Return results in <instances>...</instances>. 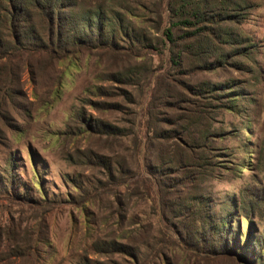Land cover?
<instances>
[{
    "label": "rangeland",
    "instance_id": "rangeland-1",
    "mask_svg": "<svg viewBox=\"0 0 264 264\" xmlns=\"http://www.w3.org/2000/svg\"><path fill=\"white\" fill-rule=\"evenodd\" d=\"M166 2L109 0L113 44L82 48L53 70L44 59L32 72L26 57L17 61L10 86L20 93L0 94V264H242L220 255L208 233L196 249L169 218L163 188L170 197L186 174L176 166L182 138L198 164L212 152L188 196L210 198L215 222L240 226L249 255L245 192L260 201L252 221L264 236V0H248L247 17L229 26L251 40L249 56L210 71L202 62L217 61L212 50L200 62L183 53L175 28L177 43L166 41ZM214 85L227 89L197 93ZM206 129L214 137L204 143Z\"/></svg>",
    "mask_w": 264,
    "mask_h": 264
},
{
    "label": "trees",
    "instance_id": "trees-1",
    "mask_svg": "<svg viewBox=\"0 0 264 264\" xmlns=\"http://www.w3.org/2000/svg\"><path fill=\"white\" fill-rule=\"evenodd\" d=\"M108 1L0 0V64H4L0 66V94L10 90L9 97L13 101L14 93H20L11 89L13 87L10 86V82L17 75L16 63L21 58L26 57L25 65L29 72L36 68L34 59H44L46 67L53 70L64 59L82 48L89 50L96 43L113 44L118 26L113 18L108 16L111 11V8L105 7ZM249 8L248 0H167L166 12L170 22L165 32L166 41L176 44V32L173 29L181 31L183 36L179 41L182 43L183 53L195 56L199 62L206 57L209 59L215 56L217 59L215 63L202 62L203 70H215L220 63H226L229 59L249 56V51L253 47L251 40L248 37L241 38L229 29L231 24L237 25L244 21L247 17L245 12ZM237 45L239 46L235 47ZM223 47L233 48L232 54L226 53ZM210 50L214 52V56L213 54L207 56ZM182 51L176 55L177 61H180ZM173 63L178 64L174 60ZM226 87L227 85H214L205 89L200 88L201 92L197 93H225ZM231 93L233 97H236L241 92ZM229 101L234 102L235 99ZM234 107L232 106L230 110H234ZM88 123L91 128H96L91 121ZM101 128L102 131L104 129L112 131L111 133L118 130L110 125L102 124ZM185 129L186 138L194 140L189 127ZM167 132L168 134L176 133L175 130ZM173 136L164 138L171 140ZM180 137H177V140L181 139ZM213 137V133L207 129L204 130L202 135L204 143L213 140ZM182 141H184L183 146L179 150L181 155H185V159L180 158L176 166L182 170L185 169L186 174L170 184L172 188L170 197L165 193L166 188H163L164 206L169 213V218L177 230L183 232L182 235H187L194 242H198L196 249L202 245L201 240L197 238L198 233H208L212 242L214 238L216 239L219 254L225 259L232 262L241 260L242 264H264V236L256 235L252 221L260 201L250 198L245 192L240 195L241 213H244L249 227L245 241L246 247L250 245L251 249L248 255L240 244V238H242L240 226L236 229L232 228L229 217L215 222L209 212L212 202L210 198L188 196L187 182L192 181L197 186L196 177L207 171L206 167L210 165L208 161L211 159L212 152L210 148L206 150L203 148L204 151L200 157L203 163L198 164L194 160V146L187 145L184 138ZM163 172L162 166L161 173ZM9 178L11 179L8 185L14 189L15 179L13 180L12 172ZM1 179L3 181V178ZM1 179L0 186L6 187ZM120 248L129 249L123 245H120ZM206 251L217 252L215 248Z\"/></svg>",
    "mask_w": 264,
    "mask_h": 264
}]
</instances>
